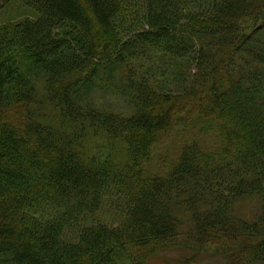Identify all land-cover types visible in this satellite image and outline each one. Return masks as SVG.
Here are the masks:
<instances>
[{
  "label": "trees",
  "instance_id": "1",
  "mask_svg": "<svg viewBox=\"0 0 264 264\" xmlns=\"http://www.w3.org/2000/svg\"><path fill=\"white\" fill-rule=\"evenodd\" d=\"M137 5L0 0L1 260L264 264V0Z\"/></svg>",
  "mask_w": 264,
  "mask_h": 264
},
{
  "label": "rangeland",
  "instance_id": "2",
  "mask_svg": "<svg viewBox=\"0 0 264 264\" xmlns=\"http://www.w3.org/2000/svg\"><path fill=\"white\" fill-rule=\"evenodd\" d=\"M128 2L131 5H135L138 6L137 3L139 2V0H128ZM12 13H8L7 15H5V18H8L9 15ZM1 20V17H0ZM96 99L104 104L110 105L115 109H120V108H126L127 104L126 101L123 97H121V95H117V94H110V93H106L104 91L100 92L99 95L96 97ZM122 110V109H121ZM178 131H170L169 136L166 138L167 141L163 143H161L158 146V153L160 155V157L162 158L163 156V152H165L166 149L171 148L172 146H175L179 143V135H178ZM165 139V140H166ZM160 157H155V164L157 163V160H159ZM153 160V161H154ZM158 163H161L160 161ZM157 163V164H158ZM113 205L105 208L103 211H101V216L102 217H111L113 215L114 209H113ZM186 242H182L181 244H184ZM182 249H172V250H166V251H161L159 253H156V255H153L150 258V264H175V263H181L183 260L187 259V261L191 263V261L193 262V260H190V257L195 254L196 260L193 264H222L223 261V256L217 252L215 249H208V250H202L200 249V253H195L192 250L187 249L186 247L181 246ZM2 258V257H0ZM1 260V259H0ZM8 260V259H7ZM0 264H13L10 261H6V260H1ZM15 264V263H14Z\"/></svg>",
  "mask_w": 264,
  "mask_h": 264
}]
</instances>
